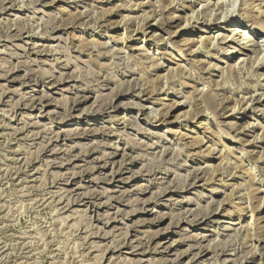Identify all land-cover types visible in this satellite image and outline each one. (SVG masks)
Wrapping results in <instances>:
<instances>
[{"label": "rangeland", "instance_id": "obj_1", "mask_svg": "<svg viewBox=\"0 0 264 264\" xmlns=\"http://www.w3.org/2000/svg\"><path fill=\"white\" fill-rule=\"evenodd\" d=\"M263 26L264 0H0V264H264Z\"/></svg>", "mask_w": 264, "mask_h": 264}, {"label": "bare ground", "instance_id": "obj_2", "mask_svg": "<svg viewBox=\"0 0 264 264\" xmlns=\"http://www.w3.org/2000/svg\"><path fill=\"white\" fill-rule=\"evenodd\" d=\"M219 1V0H218ZM174 20H176V18L174 19ZM264 27V26H263ZM186 27H183V31H184V29H185ZM176 32H178V34L179 35H182L183 34V32L182 31H176ZM218 33V32H217ZM242 34L245 36L246 34H248V31L247 30H244V31H242ZM225 37V36H224ZM243 39H245V38H243ZM192 41H194V40H192V39H190V42H192ZM198 42V41H197ZM204 43V42H203ZM246 42H244V43H242V44H244V46L247 44H245ZM198 44H199V42H198ZM200 44H202V41H200ZM251 44V43H250ZM201 46V45H200ZM210 88V87H209ZM184 101V100H183ZM206 104V103H205ZM208 104V103H207ZM211 104V103H210ZM150 111V110H149ZM250 124V123H249ZM225 131V130H224ZM227 133V132H226ZM232 137V136H231ZM257 220V219H256ZM252 221V220H251Z\"/></svg>", "mask_w": 264, "mask_h": 264}]
</instances>
